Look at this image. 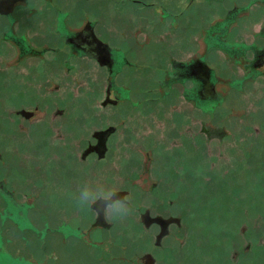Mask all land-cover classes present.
<instances>
[{
    "label": "flooded vegetation",
    "instance_id": "1",
    "mask_svg": "<svg viewBox=\"0 0 264 264\" xmlns=\"http://www.w3.org/2000/svg\"><path fill=\"white\" fill-rule=\"evenodd\" d=\"M42 1L46 4L44 7L28 8V0H0L2 68L20 66L21 71L36 70L45 73L52 80L64 79L43 86L44 94H54L59 88L71 93V89L76 87V79L87 78L90 88L88 91L85 89L84 93L98 94L100 91L101 96L95 102L96 107H110L111 119L100 127H86L83 132L81 130L73 133V127H78L80 122L64 121L61 123L62 129L58 123L59 118H53L63 113L64 104L53 106L49 118H32L36 111L43 112L46 109L44 102H31L28 107L20 106L14 110L18 116V131L23 132L27 130V126H34L32 130H37L39 134L34 141L36 144L32 145L33 159L20 160L19 166L14 169H8V163L1 157L0 152V159L3 160V172L0 176V253H3L6 259L8 254L4 252V248L7 251L5 245L9 239L6 236L4 221H8L21 232L22 239L25 238L22 235L25 231L38 236L39 239L47 232H53L63 238L81 239L85 247L97 250L93 251L97 259L103 256L104 259L101 260L113 259L118 264L123 258L129 261L128 263L131 262L130 264H145L140 260L146 255L151 257L152 264H156L162 251L166 253V247H163L161 241L169 235V227H179L181 222L179 214L171 213L163 198L156 199V195L151 198L152 191L156 190L157 180L154 179V182L150 183L148 195L151 202L146 206L142 205L139 199L129 196L130 190H138L134 186L136 177L122 185L109 184L118 189L121 196L129 197L131 211L123 219H114L102 211L101 218L98 219L97 211L90 207L92 204L84 206L78 201L82 189L88 187L90 192L94 193L97 187L102 185L96 182L89 184L86 180L82 182V176L88 167L86 165L91 162L89 167L95 168L115 153L123 152L118 150L125 140L135 146L138 142L143 143V151L149 149L152 133L148 130L151 127V117L147 119V116L154 111L153 108L172 111L178 107V103L171 104V108L162 103L159 105V102L153 105V90L157 92L158 89L157 97L160 99L169 95L173 85H178L176 95L185 102L186 108L183 109L186 111L168 112L169 114L165 111L170 118L161 119L163 127L166 128L165 132L174 130L179 142L196 137L199 112L209 111L214 102L212 97L215 96V83L211 81L210 75L212 71L215 73L211 65L212 50L220 53L222 58L237 68L234 72L240 73L238 77L241 76L242 82L247 78L264 75L263 19L256 23L254 29L249 28V25L239 29L244 30L240 36L233 37L230 34L233 20L245 21L248 11L254 7L264 12V0H201L209 7L211 2L217 4L216 9L214 8L216 15L203 26L197 27V35L188 37L187 29L182 27V15L195 0H186L185 5L184 0H175L174 6L170 3L173 0H63V3L67 2L68 5H62L58 2L60 0ZM197 9L195 6L193 12ZM31 10L35 14H41L43 19L32 36L18 28L23 14L28 15ZM172 39L175 40L176 47L169 49ZM157 40L159 50L168 62V68L160 79L154 81L155 87L141 85L140 81L136 85L135 71L141 67L136 61L146 59L152 50V42ZM7 45L13 51L11 57L7 55ZM25 61L27 64L24 66L22 63ZM200 63L209 71L206 72ZM126 72L130 79L129 85L122 84L118 79ZM200 74L204 78H201ZM211 84L213 94L208 93L201 100V93L209 92ZM136 90L148 94L149 96L144 98L148 100L137 99ZM139 106L143 107L145 115L136 117ZM85 108L88 109L87 105ZM175 113H179L180 117L184 116L183 120L173 118ZM56 125L60 127L56 128ZM83 125L84 121L80 123V128ZM45 127H49L50 133H45ZM22 135L27 136L28 133L23 132ZM27 139L22 141L33 142L34 138L31 141ZM189 146L186 149L193 150L191 144ZM121 155L135 154L126 152ZM163 167L165 171H162V174L166 178V162ZM149 168L150 165L147 164L146 171H149ZM78 178L81 180L75 184ZM29 197L31 199L28 201ZM35 201L50 208L46 214L44 212L39 215L42 218L40 226L35 225L28 215V210L35 207ZM58 204L64 209H55ZM55 219H58V224L50 227L48 223ZM123 220L126 224L122 227L120 224ZM125 230L129 235L125 241L127 246L124 247L120 246L119 242L124 240ZM96 232L102 236L93 241L91 238ZM136 232L143 233L139 236L140 243L133 240L136 238ZM106 233L109 235H105ZM107 241H111L110 247L106 246ZM142 246L147 248L143 249ZM153 250H158V254ZM125 252L131 255L126 257ZM12 257L16 264H23L22 260L35 262L34 264L42 262L39 259L35 261L34 257ZM2 263L5 262L0 261V264Z\"/></svg>",
    "mask_w": 264,
    "mask_h": 264
},
{
    "label": "rangeland",
    "instance_id": "2",
    "mask_svg": "<svg viewBox=\"0 0 264 264\" xmlns=\"http://www.w3.org/2000/svg\"><path fill=\"white\" fill-rule=\"evenodd\" d=\"M174 1L170 2L173 6ZM58 2L68 5L67 2L63 3V0ZM185 2L186 0L184 5ZM44 5L46 4L42 0H28L26 4L28 8L44 7ZM210 5V7L206 6L201 0L198 2L195 0L184 10L182 27L187 29V37L197 35L199 33L197 27L203 26L216 15L217 11L214 8L216 9L217 4L211 2ZM195 6L198 9L194 13ZM32 11L28 15L23 14V19L18 23V28L31 36L43 21L41 14ZM248 12L245 21L233 20L234 24L230 28L233 37L240 36L244 30L239 29L246 25L254 29L261 19L264 23L262 10L254 7ZM1 26L0 24V28ZM158 44V40L153 41L150 47L152 50L149 51L146 59L136 61L137 64H141V67L135 71L136 85L140 81L141 85L155 87L154 81L160 79L164 70L168 68V62L159 50ZM168 47L175 48V40L172 39ZM12 53L8 46L7 55L11 57ZM212 53L211 65L215 73L212 71L211 76L218 100H214L209 111L199 112L196 137L179 142L174 130L165 132L166 128L163 127L161 119L170 118L168 112L186 111L183 109L186 108L185 102L176 95L178 85H173L174 88L169 95L160 99L157 94L158 89L157 92L153 90L151 93L153 105L159 102V105L162 103L170 107L171 104L178 103L179 109L177 107L176 110H165L167 114L165 111L153 108L154 111L147 116V119L151 117V127L148 130L152 133L149 149L146 148L145 152L143 143L138 142L137 146H140L138 148L125 140L120 148L117 145L120 149L118 151L123 150V152L115 153L95 168L89 167L91 162H88L86 172L82 176V179L84 177L82 182L86 180L89 184L102 183L105 187H111L109 184L112 183L122 185L136 177L134 186L138 190H130L129 196L139 199V202L146 206L156 195V199L163 198L167 207H170L171 213L179 214L181 218L179 227H169V235L161 241L163 247H166V253L162 251L156 264H264V75L247 78L242 82L241 76L238 77L240 73L234 72L237 68L231 62L222 58L217 51L212 50ZM25 64L27 61L22 63L24 66ZM1 65L0 63V152L1 157L8 163V169L19 166L18 162L22 159L32 158L31 155H34L32 145L36 144L34 141L39 134L37 130H32L34 126H27V130L23 131L28 133L27 136L18 131L16 126L18 116L14 110L20 106L28 107L35 101L45 103L46 109L43 112L36 111L32 118H49L53 106L64 104L63 113L53 118H59L60 124L68 120L71 123L84 121L82 128L80 123L77 124L78 127H73V133L81 130L83 132L86 127L91 129L109 123L110 107L103 109L96 107L95 102L101 96L100 91L98 94L84 93L85 89L88 91L90 88V85H87V78L76 79V87L71 89V93L59 88L54 94L53 92L44 94L43 86L64 79L52 80L43 72L26 71V69L21 71L20 66L5 69ZM118 79L122 84H130L127 72ZM146 95L148 94L136 90L135 97L140 101H147L148 99H144ZM142 108V106L137 107L139 113L136 117L145 115V110ZM180 116L179 113L173 114V118L183 120L184 116ZM57 126L56 128L60 127ZM62 127L63 124L60 128ZM45 128L47 134L49 127ZM27 138L30 141L34 138L33 142L22 141ZM190 144L193 147L191 151L186 149ZM126 152L135 155H121ZM2 161L0 159V176L3 172ZM165 162L168 166L166 178L162 174V171H165L163 167ZM147 164L150 165L149 171L145 169ZM154 179L157 180H155L157 186L150 198L148 195L150 183L154 182ZM80 180L78 178L76 183H73L77 184ZM92 193L90 192V195ZM29 199L31 197L27 200ZM48 209L50 208L36 202L35 207L28 210V215L35 225L40 226L42 218L39 215L44 212L46 214ZM55 209L60 211L64 208L58 204ZM56 224L58 219L48 223L50 227ZM125 224L123 220L120 226L123 227ZM4 226L9 242L5 245L7 251L4 248V252L8 254L6 259L3 253H0V261L5 262L2 264L14 262L16 264V261H12V256H22L23 259L34 257L35 261L37 259L42 261L40 264H116L113 259L101 260L104 259L103 256L97 259L94 254L97 250L85 247L79 238H63L57 233L47 232L39 239L38 236L25 231L22 233L25 238L22 239L21 232H18L10 222L4 221ZM142 234L136 232V238L133 240H138L140 243L139 236ZM123 235L124 240L119 243L120 246L125 247L129 235L127 230ZM99 236L102 235L96 232L91 240L94 241ZM110 243L111 241H107L106 246L110 247ZM1 246L0 241V249ZM142 248L147 247L142 246ZM153 252L158 254V250ZM124 255L129 257L131 254L125 252ZM21 262L35 263L28 260ZM128 262L121 258L118 264L131 263ZM140 262L152 264L153 260L145 255Z\"/></svg>",
    "mask_w": 264,
    "mask_h": 264
},
{
    "label": "clouds",
    "instance_id": "3",
    "mask_svg": "<svg viewBox=\"0 0 264 264\" xmlns=\"http://www.w3.org/2000/svg\"><path fill=\"white\" fill-rule=\"evenodd\" d=\"M90 191L88 187L82 189L78 199L81 205L87 206L99 201L102 204L101 211L107 212L114 219H123L129 215L131 211L129 197L121 196L118 189L101 185L97 187L94 194L90 195ZM100 214L97 212V215Z\"/></svg>",
    "mask_w": 264,
    "mask_h": 264
},
{
    "label": "water",
    "instance_id": "4",
    "mask_svg": "<svg viewBox=\"0 0 264 264\" xmlns=\"http://www.w3.org/2000/svg\"><path fill=\"white\" fill-rule=\"evenodd\" d=\"M11 1V0H10ZM200 66L201 67H203L204 69H206V72L207 71H209V70H207V67L206 66H202V64L200 63ZM211 75V74H210ZM200 76H201V78H204L203 77V75L202 74H200ZM206 78V77H205ZM211 81L213 82V80H212V76H211ZM210 86V90H209V92H206V93H201V100L203 99V98H205L207 95H208V93L209 94H213V89H212V84L211 85H209ZM212 99H216V100H218V98H216V96H214V97H212ZM91 208H95V210L97 211V212H102L101 211V209H102V204H101V202H99V201H97L96 203H93L91 206H90ZM101 218V214L100 215H98V219H100Z\"/></svg>",
    "mask_w": 264,
    "mask_h": 264
}]
</instances>
